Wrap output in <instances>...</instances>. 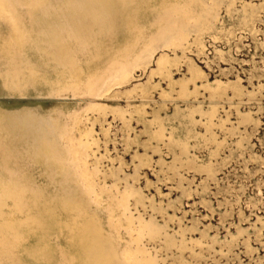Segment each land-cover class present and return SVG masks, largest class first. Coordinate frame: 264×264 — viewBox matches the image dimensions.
Segmentation results:
<instances>
[{"label":"rangeland","instance_id":"obj_1","mask_svg":"<svg viewBox=\"0 0 264 264\" xmlns=\"http://www.w3.org/2000/svg\"><path fill=\"white\" fill-rule=\"evenodd\" d=\"M29 1L49 42L64 50L57 60L46 58L48 66L67 84L76 72L79 85L25 96L0 85V107H37L65 119L72 167L80 183L92 184L89 206L73 215H97L120 242L132 243L125 264H264V0H188L196 16L209 9L199 27L205 33L179 38L175 50L158 48L148 65L104 92L87 89L111 67L98 62V20L71 0ZM244 16L251 20L241 23ZM181 19L164 18L153 31H180ZM0 28H8L3 19ZM164 53L170 74L156 70ZM151 123L155 130L163 124V139L153 136ZM171 132L185 152L170 148ZM0 148L9 179L29 176L34 190H54L46 163L36 162L19 137L0 133ZM142 223L157 224L162 235L149 236ZM70 230L56 232L58 264L69 258ZM34 262L0 232V264Z\"/></svg>","mask_w":264,"mask_h":264},{"label":"bare ground","instance_id":"obj_2","mask_svg":"<svg viewBox=\"0 0 264 264\" xmlns=\"http://www.w3.org/2000/svg\"><path fill=\"white\" fill-rule=\"evenodd\" d=\"M71 2L101 25L102 43L98 57L101 60L98 62L108 61L111 67L103 78L90 82L87 89L99 88L103 92L112 82L129 80L135 66L148 65L158 48L175 50L179 38L184 40L191 32H196V36L203 35L205 32L199 28L204 22L201 18L210 14L209 9L201 7L196 16L191 12L188 0ZM37 10L29 0H0V20L8 23V28H0V53L3 54L0 85L12 96H25L29 91L66 92L79 85L76 72L71 74L72 83L67 84L62 73L48 66L46 58L57 60L64 50L55 40L49 42L40 27L42 23ZM164 18H182L180 31L154 32L155 25ZM250 20L244 16L241 23ZM146 29H149L148 34L144 33ZM171 65L168 54H162L157 59V73L170 74ZM141 90L147 92L146 86ZM149 127L155 138L166 136L163 124L156 130L152 123ZM68 131L62 116L51 114L48 117L37 107H0V133L19 137L36 162H45L48 180L54 186L48 193L34 190L29 176H23L21 181L11 180L0 160V232L24 246L27 255L34 258V264H58L54 238L59 229L69 226L71 230L64 242L70 254L66 264H125L123 258L130 263L134 252L132 243L120 242L97 215H73L74 210L89 206L92 184L89 180L82 184L77 179L69 151L63 145ZM168 140L174 152L175 147L186 151L185 142L175 133L171 132ZM78 145L86 153L85 144L81 141ZM139 229L151 237L162 235L157 224L142 223Z\"/></svg>","mask_w":264,"mask_h":264}]
</instances>
